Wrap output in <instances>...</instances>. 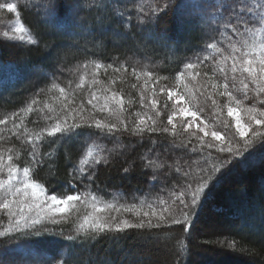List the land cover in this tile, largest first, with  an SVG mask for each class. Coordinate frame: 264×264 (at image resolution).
<instances>
[{"label": "snow or ice", "instance_id": "snow-or-ice-1", "mask_svg": "<svg viewBox=\"0 0 264 264\" xmlns=\"http://www.w3.org/2000/svg\"><path fill=\"white\" fill-rule=\"evenodd\" d=\"M21 6L28 11L34 10L41 22L50 25L58 35H92L95 30H102L105 23L115 21L118 28L123 25L128 31L134 25V37L139 35L145 43L158 44L164 48L170 47L171 37L166 32H158L157 27L162 18L173 15L181 31L187 29L199 33L200 44L195 46L199 50L193 51L190 62L184 68L188 75L195 72L194 80L200 77L205 83L199 88H190L188 83H183L180 85L183 92L161 87L160 93L167 95L163 109L158 108L159 100L156 99L153 87L147 103L155 110V117L135 113L138 118L134 121L120 119L122 127L95 119L94 114L93 117L84 119L82 111L69 112L67 105L61 109L65 113L62 119L59 115H46L36 107V100H32L25 109L13 112L11 117L6 115L4 119H0V125L7 126L11 122L8 135H0V143L15 140L25 146L28 157V166L23 167L21 179L20 169L12 155L14 149H0V174L7 170V179L0 178V190H3L4 195L0 210H6L8 218V225L0 232V237H9L8 243L0 248V264H52L59 255H41L45 236L54 235L43 227L42 222L48 221L54 225L66 223L67 213L76 207L73 202L81 200V193L77 191L71 195H48L41 184L31 180L29 173L45 163L46 154L40 152L45 139L63 143L79 138L82 132L84 143L92 141V144L79 163L73 164L68 173L71 179L67 187L75 189L76 181L87 178L90 190L98 166L102 163L107 166L113 153L123 154L122 150L126 146L120 143V138L124 134L137 138L136 145L132 146L133 150L138 145L148 143L147 150L139 157L140 172L147 174L151 170L149 188L155 187L157 182L161 187L155 194L146 192L143 197L133 194V201L138 203L119 206L109 202L101 207L96 203L95 197L89 200L86 195L83 203L86 207L90 205L92 210L76 225L75 235L66 238L69 241L78 242L90 250L93 244L105 236L118 240L120 234L129 230L146 229L148 234L143 237L145 242L166 244V238L153 234L152 230L160 231L172 225L182 227L187 236L214 197L217 185L241 166L249 170H260V216L264 219V0H89L88 3L84 0H17V3H0V9L17 13V16ZM60 7H64L66 12L62 23L57 18V9ZM81 11H94L97 14L96 24H86L79 15ZM0 42H25L29 46L39 43L23 24H18L11 33L3 32ZM52 47H56L55 42L46 45L49 50ZM94 67L93 76L102 65L96 62ZM121 67L127 71L126 64ZM197 68L203 70L196 71ZM58 71L60 76L64 75L63 68ZM113 71L119 72L120 68H113ZM132 74L137 79L140 75L148 78L153 75L150 71L138 73L135 67ZM50 75L54 81L60 79L55 72ZM182 78H187L185 71L177 74L178 82ZM97 82L93 79V84ZM71 83L69 81V87ZM83 83L84 77L81 76L78 87H82ZM112 83L115 84L116 81L113 80ZM53 87L58 85L54 83ZM107 91L105 90L106 93ZM59 92L66 98L65 88H59ZM140 99L141 104L145 105L143 93ZM221 100L224 101L227 115L234 118L233 136L222 135L217 130L219 124L226 130L230 128L228 123L218 119L223 115L224 108L221 107L218 112L208 109V101H211L212 109H216ZM102 101L101 104V97L93 92L87 104L93 109L99 104L98 111L101 113H118L120 117L123 116L124 100L120 93L104 94ZM168 102H172L170 112ZM25 111L29 115L40 112L51 126L30 131L27 126L28 117L21 115ZM206 111L209 112L207 118ZM240 113H243V118ZM165 114L167 124L161 126ZM31 123L38 124L39 118ZM153 136L158 138L154 139ZM101 140H114V147H98L96 142ZM257 153L261 157L259 164L254 159ZM16 155L18 157L20 153ZM66 162H72L70 155H66ZM136 163L133 160L123 169V173L128 174ZM90 171L92 175L88 174ZM243 191L247 192L246 186ZM157 206H161L160 211ZM110 210H115L116 213L122 211L131 219L101 215ZM58 215L64 219H57ZM154 220L156 223H153ZM60 235L63 236V231ZM15 249H21L23 255H13L11 250ZM188 254L189 249L184 245L176 253V264H188ZM101 264L109 262L104 260Z\"/></svg>", "mask_w": 264, "mask_h": 264}, {"label": "trees", "instance_id": "trees-1", "mask_svg": "<svg viewBox=\"0 0 264 264\" xmlns=\"http://www.w3.org/2000/svg\"><path fill=\"white\" fill-rule=\"evenodd\" d=\"M65 2H70V0H65ZM84 2L88 3L89 0H84ZM0 3H17V0H0ZM18 12L19 16L17 13L0 10V32L2 26L13 25L12 22L15 20L28 28L33 38L39 43L29 46L25 42H0V88H2L0 119H4L6 115L11 117L13 112L25 109L32 100H36L38 102L36 107L42 109L46 115H59L62 119L65 113L61 109L67 105L69 112L80 113L82 111L84 119L93 117L94 114L95 119L122 127L120 119L134 121L138 118L134 115L135 113L155 117V110L151 108L150 103H147L153 87L157 94L156 99L159 100L158 108L163 109L167 95L160 93L161 87L175 88L183 92L180 86L183 83H188L190 88H199L205 83L200 77L194 80L195 72L188 75L184 68L185 64L190 62L189 58L193 56V51L199 50L195 47L200 44L199 33L187 29L181 31L173 15L162 18L157 27L158 32H166L171 37L170 47L164 48L158 44L145 43L139 35L134 37V25L132 30L128 31L123 25L118 28L117 22L113 21L105 23L102 30H95L92 35L63 36L55 34L50 25L41 22V18L35 14L34 10L28 11L21 6ZM65 15L64 7L57 9L59 22H63ZM79 15L83 17L86 24L90 26L96 24L97 14L94 11H81ZM53 42L56 47L50 50L46 48V45ZM73 44L76 46L73 47ZM133 52L137 54L136 58L129 56ZM96 62H99L102 67L93 76ZM124 64L127 65V71L121 67ZM85 65H87L86 68ZM108 65L113 67H108ZM133 67L138 73L150 71L153 75L151 78L140 75L137 79L132 74ZM60 68L65 70L62 76L58 71ZM113 68H120V71L115 72ZM202 70L201 68L196 69V71ZM181 71H185L187 78H182L178 82L177 74ZM53 72L60 76L59 80L52 79L50 74ZM81 76L84 77V83L82 87H78ZM93 79L98 82L93 84ZM113 80L116 81L115 84L112 83ZM69 81L72 82L70 87L68 86ZM146 81L147 86H145ZM54 83L58 87H53ZM61 87L66 90V98L59 92ZM105 90H108L107 93ZM38 92L39 95H37ZM93 92L101 97V104L104 94L120 93L124 100L123 116L120 117L118 113H101L98 111L99 104L96 109L88 105L87 100ZM141 93L145 97V105L141 104ZM217 99L220 100L219 97ZM45 105L48 107L45 108ZM171 106L172 102H168L169 112ZM221 107L224 111L218 119L228 123L230 128L226 130L222 124H219L217 130L222 135L233 136L235 135V121L233 117L227 115L224 101L221 100L216 109H212L211 101H208L209 110L218 112ZM233 107H235L234 104ZM21 115L28 117L27 126L30 131H39L40 128L51 126L40 112L29 115L25 111L21 112ZM239 115L243 118V113ZM208 116L209 112L206 111L205 118ZM38 118V124L31 123ZM166 124L167 115L165 114L162 117L161 126ZM209 125L211 130V121ZM10 128L11 122L7 126L0 125V135L7 136ZM153 138L158 137L153 136ZM136 139L128 134L121 136L120 143L126 146L122 150L123 154L113 153L107 166L103 163L98 166L90 190L87 187L89 184L87 178L83 181H76L75 189L67 185L71 179L68 175L69 171L73 164L79 163L80 159L86 155L92 141L84 143L83 132L79 138L63 143L49 142L45 139L40 147V152L46 154L45 163L30 171L31 180L41 184L47 190L48 195L53 193L71 195L79 191L81 200L73 202L76 207L67 213L66 223L54 225L48 221L42 222L43 227L47 228L50 233H54V235L45 236L42 256L47 257L59 253L52 264H101L104 260H107L109 264H121V262L123 264H176L177 251L187 245L188 264H264V219L260 216L262 199L259 190L260 170L259 168L249 170L244 166L221 180L214 197L200 218L195 221L191 233L187 236L182 227L172 225L160 231L152 230L153 234L166 238V244L155 241L145 242L143 237L148 234L146 229L129 230L120 234L118 240H111L105 236L98 243L93 244L90 250L78 242L67 240L68 236L75 235V227L82 221L83 216L92 210L90 205L86 207L83 203L86 195L89 200L95 197L96 203L101 207L109 202L119 206L138 203V201H133V194L143 197L146 192L155 194L161 187V184L157 182L156 186L150 189L148 180L152 175L151 170L147 174L140 172L139 157L149 145L148 143L138 145L133 150L132 146L136 145ZM96 143L98 147L111 149L115 141L101 140ZM6 147L14 149L12 155L16 166L20 169L19 178L22 179V169L28 166L27 149L15 140L6 144L0 143V149ZM17 153H20L18 157ZM66 155L71 156V163L66 162ZM6 157L7 153H5ZM260 158V154L257 153L254 157L257 164ZM133 160L137 161L136 165L128 174H124L123 169L128 167ZM6 172L5 169L0 174V178L7 179ZM88 174L92 175V172ZM17 186L20 185L17 184ZM245 186L247 187L246 193L243 191ZM3 199V190H0V202ZM145 210L148 209L145 208ZM157 210L160 211L161 206H157ZM101 215H116L118 218L131 219L122 211L116 213L115 210L101 213ZM56 218L64 219L61 215ZM153 223L156 221L154 220ZM7 225V212L0 210V232ZM61 231H63V236L60 235ZM8 241L9 237H0V248ZM11 251L13 255H23L21 249Z\"/></svg>", "mask_w": 264, "mask_h": 264}, {"label": "rangeland", "instance_id": "rangeland-1", "mask_svg": "<svg viewBox=\"0 0 264 264\" xmlns=\"http://www.w3.org/2000/svg\"><path fill=\"white\" fill-rule=\"evenodd\" d=\"M0 10H3V11H5V12H7V10L6 9H0ZM0 19H1V15H0ZM13 21V20H12ZM3 24V23H2ZM12 24L13 25H8V24H5L4 26H2V30H1V35L3 34V32H5V31H8L9 33H11L12 31H13V29L16 27V26H18V24H21V23H19V22H17V21H13L12 22ZM26 39H27V37H26ZM130 57H132V58H136L137 57V54H135L134 52L133 53H131L130 55H129ZM137 59H142V58H137ZM188 119H191L190 117L188 118ZM202 126V125H201ZM210 130V129H209ZM112 149V148H111Z\"/></svg>", "mask_w": 264, "mask_h": 264}]
</instances>
